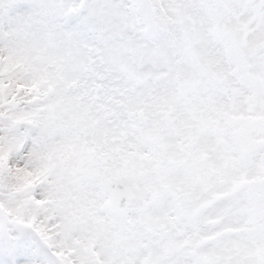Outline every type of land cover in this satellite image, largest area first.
I'll return each mask as SVG.
<instances>
[{
  "label": "snow or ice",
  "instance_id": "obj_1",
  "mask_svg": "<svg viewBox=\"0 0 264 264\" xmlns=\"http://www.w3.org/2000/svg\"><path fill=\"white\" fill-rule=\"evenodd\" d=\"M0 264H264V0H0Z\"/></svg>",
  "mask_w": 264,
  "mask_h": 264
}]
</instances>
